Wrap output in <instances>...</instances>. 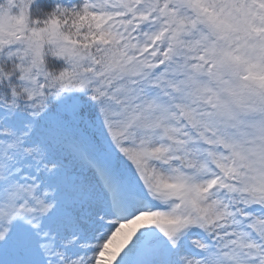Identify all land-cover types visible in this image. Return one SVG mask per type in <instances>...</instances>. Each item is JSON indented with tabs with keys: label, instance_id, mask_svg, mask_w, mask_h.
I'll list each match as a JSON object with an SVG mask.
<instances>
[{
	"label": "snow or ice",
	"instance_id": "snow-or-ice-1",
	"mask_svg": "<svg viewBox=\"0 0 264 264\" xmlns=\"http://www.w3.org/2000/svg\"><path fill=\"white\" fill-rule=\"evenodd\" d=\"M0 264H264V0H0Z\"/></svg>",
	"mask_w": 264,
	"mask_h": 264
}]
</instances>
